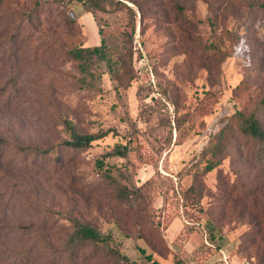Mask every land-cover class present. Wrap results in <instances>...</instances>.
<instances>
[{"label":"rangeland","instance_id":"374dc122","mask_svg":"<svg viewBox=\"0 0 264 264\" xmlns=\"http://www.w3.org/2000/svg\"><path fill=\"white\" fill-rule=\"evenodd\" d=\"M115 1L134 11L0 0V264H118L111 248L190 264L208 256L187 251L191 234L239 239L241 256L260 264L247 245L264 226V144L238 115L264 127V0ZM100 31L106 45L86 71L63 54L101 46ZM108 128L89 148L58 145L72 130ZM117 145L126 156L107 157ZM211 159L219 165L207 172ZM65 214L109 242L63 253ZM177 217L187 230L171 249Z\"/></svg>","mask_w":264,"mask_h":264},{"label":"trees","instance_id":"16d2710c","mask_svg":"<svg viewBox=\"0 0 264 264\" xmlns=\"http://www.w3.org/2000/svg\"><path fill=\"white\" fill-rule=\"evenodd\" d=\"M134 6H136L139 10L143 7V2H140L139 0H127ZM117 3V4H115ZM84 4H87V1L84 2ZM115 5H124L126 7L127 4L122 1H115V0H88V6L95 11H102L105 12L109 7L115 6ZM38 6H35L32 10V14H28V19H34V14L37 11ZM129 11L133 12V8L128 7ZM74 20L69 16L67 21L68 23H72ZM100 34L102 35L101 39V46H97L94 48H85L82 46H78L75 48L67 49L63 52V54L70 59L79 62L83 66V70L86 71L87 67L84 66L83 61L87 58V56L93 55V54H99L102 51V48L106 45V39L104 38V35L100 31ZM81 86L85 87L86 82L85 80H81ZM243 119V122L241 123V131L242 133L248 137L250 140H253L257 143L264 144V127L262 126L260 120L258 119L256 114H251L248 117L243 116L242 114H239ZM111 133L115 134L114 130L111 128H108L106 130H103L98 133H80L76 130L71 131L70 139L64 140L58 143L60 146H64L68 149L73 150H82L86 149L92 146V144L96 141L103 140L106 137H108ZM220 135V132L215 134V138ZM211 143V142H210ZM217 143L211 145V151L213 155L217 154L219 150H216ZM39 151L46 152L47 150L39 149ZM216 151V153H215ZM47 153V152H46ZM127 154L126 152V146L124 145H117L114 150L107 154V157H113V156H119V157H125ZM219 165L218 161L210 160V163L207 167V172L212 171ZM193 187V186H192ZM191 187V188H192ZM195 204L198 205L199 201L197 198H195ZM263 213L262 217L264 219V211H261ZM256 218H254L255 220ZM258 219V218H257ZM65 220L69 221L71 223L72 231L68 235V239L64 246L61 248V251L63 253H70V256L72 258L77 257V253L79 251L84 250L88 246H97L99 244H106L109 242L110 237H104L100 230L97 228V226L85 222L81 220L80 218L73 216L71 214H65ZM256 228L257 230L253 231L251 235L255 236L254 239L248 240L247 247L249 248H256V250L259 253V256L261 257L260 264H264V239L262 237V230L264 226L260 224L257 221ZM185 229L187 230V226L185 225ZM212 235V232L210 233ZM259 237V241H258ZM211 238H214V236H211ZM242 241L240 240V245L237 250L238 253H240V248L242 247ZM112 258L117 261L118 264H161L159 259L155 258L154 252H150L147 254L145 249H141L140 253L142 254V262H137L135 260H131L125 255H122L118 250H114L113 248L110 249ZM172 254L173 252L170 251ZM241 255V254H240ZM173 256V254H172ZM174 264H180V261H174Z\"/></svg>","mask_w":264,"mask_h":264},{"label":"crops","instance_id":"0c3cea01","mask_svg":"<svg viewBox=\"0 0 264 264\" xmlns=\"http://www.w3.org/2000/svg\"><path fill=\"white\" fill-rule=\"evenodd\" d=\"M172 228H175L172 230ZM185 229V225L180 218H175L166 230V238L169 247L173 249V244L176 238ZM204 243V244H203ZM206 245V246H203ZM240 245L239 239L226 240L224 238H211L205 241L198 240L193 234L186 241L185 247L189 253L201 249H207L208 256L203 257L200 262L190 261V264H253L249 259H246L237 252ZM149 252H147L148 254ZM187 257V254H186ZM173 260V259H172ZM174 264V261L166 262ZM162 264V263H161Z\"/></svg>","mask_w":264,"mask_h":264},{"label":"built area","instance_id":"2783aa9c","mask_svg":"<svg viewBox=\"0 0 264 264\" xmlns=\"http://www.w3.org/2000/svg\"><path fill=\"white\" fill-rule=\"evenodd\" d=\"M228 264V263H227Z\"/></svg>","mask_w":264,"mask_h":264}]
</instances>
